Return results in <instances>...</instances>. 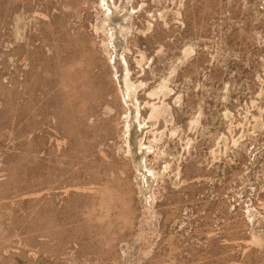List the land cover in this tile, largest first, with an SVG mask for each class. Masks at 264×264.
Segmentation results:
<instances>
[{"label": "rangeland", "instance_id": "obj_1", "mask_svg": "<svg viewBox=\"0 0 264 264\" xmlns=\"http://www.w3.org/2000/svg\"><path fill=\"white\" fill-rule=\"evenodd\" d=\"M0 264H264V0H0Z\"/></svg>", "mask_w": 264, "mask_h": 264}]
</instances>
